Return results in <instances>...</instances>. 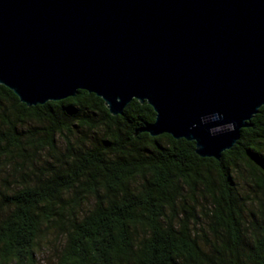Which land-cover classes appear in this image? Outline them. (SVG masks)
I'll list each match as a JSON object with an SVG mask.
<instances>
[{"label": "trees", "instance_id": "16d2710c", "mask_svg": "<svg viewBox=\"0 0 264 264\" xmlns=\"http://www.w3.org/2000/svg\"><path fill=\"white\" fill-rule=\"evenodd\" d=\"M154 117L0 86V264H37L46 234L56 264H264V106L219 160L139 132Z\"/></svg>", "mask_w": 264, "mask_h": 264}, {"label": "water", "instance_id": "95a60500", "mask_svg": "<svg viewBox=\"0 0 264 264\" xmlns=\"http://www.w3.org/2000/svg\"><path fill=\"white\" fill-rule=\"evenodd\" d=\"M0 86L27 107L146 103L139 132L219 160L264 106V0H0Z\"/></svg>", "mask_w": 264, "mask_h": 264}, {"label": "rangeland", "instance_id": "374dc122", "mask_svg": "<svg viewBox=\"0 0 264 264\" xmlns=\"http://www.w3.org/2000/svg\"><path fill=\"white\" fill-rule=\"evenodd\" d=\"M60 239L52 234H46V237L39 240L40 250L36 252L37 264H56L57 252L61 250ZM48 244L53 245L49 247Z\"/></svg>", "mask_w": 264, "mask_h": 264}]
</instances>
